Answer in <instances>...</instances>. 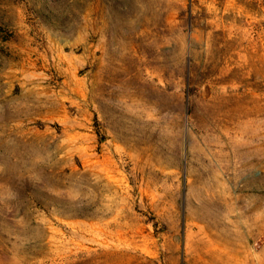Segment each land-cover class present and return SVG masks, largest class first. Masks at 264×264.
I'll use <instances>...</instances> for the list:
<instances>
[{
  "label": "rangeland",
  "instance_id": "obj_1",
  "mask_svg": "<svg viewBox=\"0 0 264 264\" xmlns=\"http://www.w3.org/2000/svg\"><path fill=\"white\" fill-rule=\"evenodd\" d=\"M0 264H264V0H0Z\"/></svg>",
  "mask_w": 264,
  "mask_h": 264
},
{
  "label": "bare ground",
  "instance_id": "obj_2",
  "mask_svg": "<svg viewBox=\"0 0 264 264\" xmlns=\"http://www.w3.org/2000/svg\"><path fill=\"white\" fill-rule=\"evenodd\" d=\"M141 42V41H140ZM138 49V48H137ZM227 122L229 123V120H227ZM221 128V127H220Z\"/></svg>",
  "mask_w": 264,
  "mask_h": 264
}]
</instances>
